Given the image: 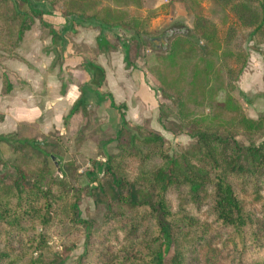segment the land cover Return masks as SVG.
<instances>
[{"label":"trees","instance_id":"obj_1","mask_svg":"<svg viewBox=\"0 0 264 264\" xmlns=\"http://www.w3.org/2000/svg\"><path fill=\"white\" fill-rule=\"evenodd\" d=\"M32 1L0 0V56L16 57L25 33L37 19L44 23ZM35 1L96 24L99 54L118 50L109 29L132 32L124 46L136 54L154 36L147 24L158 13H145L143 0ZM177 2L191 12L194 35H175L146 69L157 81L159 122L192 142L172 155L161 132L148 121L131 124L127 106L112 100L123 120L116 151L104 162L90 158L82 186L76 157L62 163L65 134L53 131L44 144L0 134L13 156L8 173L0 157V264H264V110L250 116L236 95L247 43L264 45V0ZM2 79L8 94V75ZM259 96L264 101V89ZM84 97L70 111L84 118L77 153L96 128ZM54 159L74 171L73 183L52 172ZM85 197L105 205L100 227L82 217ZM82 239V253L66 258Z\"/></svg>","mask_w":264,"mask_h":264},{"label":"crops","instance_id":"obj_2","mask_svg":"<svg viewBox=\"0 0 264 264\" xmlns=\"http://www.w3.org/2000/svg\"><path fill=\"white\" fill-rule=\"evenodd\" d=\"M32 5L44 12V23L37 19L25 33L16 57L0 56L1 135L18 133L26 138H35L59 131L73 140L84 118L81 113L70 116V111L82 93L88 109L96 113L94 130L100 131L96 139L101 140L105 152L116 150L107 149L115 141L101 136V133L110 134L107 128L115 124L113 136H116L123 122L112 100L127 106L126 120L131 124L148 121L155 130L164 134L163 125L158 120L157 84L133 49L127 51L123 46L117 51L99 54L97 36L100 31L96 24L82 22L78 17L65 18L45 1L33 0ZM147 41L152 46L156 45L154 37H147ZM127 52L130 59L134 57L133 61L127 60ZM2 74L8 75L12 86L8 94L3 93L5 82ZM263 89L264 63H255L242 75L236 95L242 91L252 98ZM254 106L258 107L255 111L262 112L263 98L258 96L249 109H254ZM106 137L109 142L104 141ZM88 141L79 152L85 154L90 143V148L95 151L87 153H100L96 149L98 143Z\"/></svg>","mask_w":264,"mask_h":264},{"label":"rangeland","instance_id":"obj_3","mask_svg":"<svg viewBox=\"0 0 264 264\" xmlns=\"http://www.w3.org/2000/svg\"><path fill=\"white\" fill-rule=\"evenodd\" d=\"M49 3L48 1H45ZM50 4V3H49ZM54 8H56L54 11L58 12L59 14H63L62 12V6L61 5H52ZM60 12H59V11ZM155 10L157 11V15L153 18L150 19V21L147 24L148 30L154 31V36L150 37H163L166 41V46L162 42H159V44L153 45L151 43L147 44V46L144 48H140V52L138 54V59H140L139 62H143L145 64V67H147L149 64H151L154 61V56L157 52L160 50H164L169 46L170 40L177 34H183V35H188V36H193V30H192V21L193 17L189 9L187 8L186 5L180 4L177 2V0H143V11L147 14H149V11ZM64 17V14L62 15ZM70 17V16H69ZM75 17V16H71ZM66 18V16H65ZM55 20H60L55 19ZM42 28V26H41ZM46 27H43L44 29ZM41 29V30H42ZM47 31V29H44ZM129 30H126L123 27H116L113 29H109L106 31L108 34L109 39L118 46V49L120 47L123 48L124 43L127 42L128 39L131 38L130 33L128 32ZM45 44V43H44ZM85 46V44H83ZM81 46V47H83ZM247 48L250 52V57H249V62H248V67L247 69L250 70L251 66L256 64H262L264 63V60L262 59V55L260 54V49L264 48V45H259L257 46L254 41H249L247 43ZM126 49H128L126 47ZM131 50V49H130ZM134 51V50H133ZM90 56V55H89ZM135 56V55H134ZM133 58V59H132ZM144 59V60H141ZM130 60H134V57H131ZM47 63V61H44ZM147 70V69H146ZM148 71V70H147ZM149 73V72H148ZM150 74V73H149ZM151 75V74H150ZM151 77L155 80L156 84L157 81L156 79L151 75ZM158 87V86H157ZM259 95H254L252 97V102H247V96L242 92L238 91L237 97L242 101L243 104L247 105V111L250 116H258L261 112H257V106H254V109H249L250 107L253 106L254 101H256L257 97ZM252 103V104H251ZM252 105V106H251ZM112 114V111L110 112ZM101 122V121H100ZM146 122V121H145ZM102 124V122H101ZM115 125V124H114ZM113 124L111 125L110 128H107L108 132L110 134H102L104 137L107 136L108 138L110 137V140L115 141L116 136H113V132L116 133V128ZM151 126V125H150ZM152 127V126H151ZM153 128V127H152ZM163 131H164V136L168 140L167 148L169 152L172 155L178 154L183 148L188 146L192 142V138L186 134L182 135H174L170 131H168L167 128L163 126ZM154 129V128H153ZM99 130H93L91 133V138L88 142L94 141L95 143H98V147L96 148L99 152L96 154L90 155L91 150L95 151V149L90 148V143L88 147L85 148L86 153L81 154L79 151L77 153V150H75V145L73 140H70L69 138L65 139L66 146L69 147V151L66 154V156L62 157V163H65L70 159L71 156H75L77 163L79 165V172L81 176L78 178L80 185L85 186L88 184V178L85 175V172L91 168V160L90 158H94L97 161L104 162L106 159V154L109 152H105V147L103 146L102 142L100 139H96L97 137L100 136ZM160 132V131H159ZM69 134H67L68 136ZM47 136V135H46ZM45 135L37 136L35 139L39 142L44 144L47 139ZM104 138V141H106L108 138ZM94 139V140H92ZM106 139V140H105ZM109 140V139H108ZM107 140V141H108ZM238 141L241 144H246L247 141L244 137L240 136L238 137ZM109 142V141H108ZM87 146V144H86ZM96 147V146H95ZM108 151H111L112 149H115V143L108 145ZM113 151V150H112ZM116 151V150H115ZM0 157L3 158L8 162V164L2 169V172L8 173L11 170L10 163L13 161V156L11 154L10 146L7 145L6 143H0ZM56 159V158H55ZM51 160V167H52V172H58L61 173V175H65L66 179L69 182H74V171L72 172H67L62 169L63 165L59 164L56 160ZM31 165V163H30ZM81 212H82V217L92 221L96 227H100L103 221V215L105 212V205L103 203L96 202L93 198L90 197H85L83 200V203L81 204ZM54 241L56 244H60V240L57 237H54ZM60 249H62V246H59ZM83 251V239L80 240L75 247L70 252L64 253V256L69 259H74L76 256L80 255Z\"/></svg>","mask_w":264,"mask_h":264},{"label":"water","instance_id":"obj_4","mask_svg":"<svg viewBox=\"0 0 264 264\" xmlns=\"http://www.w3.org/2000/svg\"><path fill=\"white\" fill-rule=\"evenodd\" d=\"M154 41L156 42V44H159V42H162L163 44H166V41L163 37H159V38H154Z\"/></svg>","mask_w":264,"mask_h":264}]
</instances>
